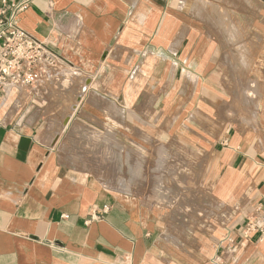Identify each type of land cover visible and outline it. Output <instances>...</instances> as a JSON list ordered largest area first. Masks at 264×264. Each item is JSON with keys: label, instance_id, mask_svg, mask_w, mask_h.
Listing matches in <instances>:
<instances>
[{"label": "crops", "instance_id": "crops-1", "mask_svg": "<svg viewBox=\"0 0 264 264\" xmlns=\"http://www.w3.org/2000/svg\"><path fill=\"white\" fill-rule=\"evenodd\" d=\"M24 3L59 65L0 92V264H264V0Z\"/></svg>", "mask_w": 264, "mask_h": 264}, {"label": "built area", "instance_id": "built-area-1", "mask_svg": "<svg viewBox=\"0 0 264 264\" xmlns=\"http://www.w3.org/2000/svg\"><path fill=\"white\" fill-rule=\"evenodd\" d=\"M4 4L6 5V2ZM27 6L25 3L12 5L11 13L7 17V8L0 13L2 15L0 17V92L2 93L10 89L31 87L48 68L59 65L58 59L47 51L45 42L36 39L19 26V14ZM248 231L258 233L259 240L264 241V209L259 208L256 214L249 218Z\"/></svg>", "mask_w": 264, "mask_h": 264}, {"label": "rangeland", "instance_id": "rangeland-1", "mask_svg": "<svg viewBox=\"0 0 264 264\" xmlns=\"http://www.w3.org/2000/svg\"><path fill=\"white\" fill-rule=\"evenodd\" d=\"M226 20L228 21V27L231 26V24L229 23V18H226ZM227 26V24H226Z\"/></svg>", "mask_w": 264, "mask_h": 264}]
</instances>
